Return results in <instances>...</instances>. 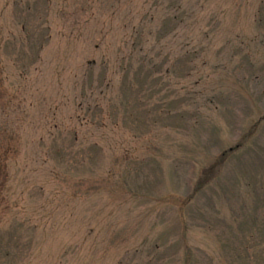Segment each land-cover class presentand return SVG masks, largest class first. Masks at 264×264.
<instances>
[{"label": "rangeland", "instance_id": "rangeland-1", "mask_svg": "<svg viewBox=\"0 0 264 264\" xmlns=\"http://www.w3.org/2000/svg\"><path fill=\"white\" fill-rule=\"evenodd\" d=\"M0 264H264V0H0Z\"/></svg>", "mask_w": 264, "mask_h": 264}]
</instances>
